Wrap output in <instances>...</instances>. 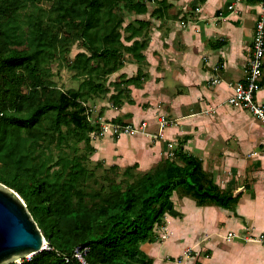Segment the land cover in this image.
<instances>
[{"label":"trees","instance_id":"trees-1","mask_svg":"<svg viewBox=\"0 0 264 264\" xmlns=\"http://www.w3.org/2000/svg\"><path fill=\"white\" fill-rule=\"evenodd\" d=\"M47 1L44 9L34 0H0V183L19 194L47 242L8 264H152L141 245L158 240L173 193L225 209L238 196L220 188L182 142L143 172L90 159L91 135L101 125L89 117V100L109 93L113 107L133 103L129 86L145 78L139 67L133 77L120 75L112 93L104 83L122 67L123 53L146 63L149 21L123 23L145 14L148 0ZM157 3L151 17L170 7ZM75 43L82 51L70 60ZM54 60L80 79L76 88L63 90L51 79ZM109 122L125 124L119 117ZM75 248H88L84 263L73 257Z\"/></svg>","mask_w":264,"mask_h":264},{"label":"crops","instance_id":"crops-1","mask_svg":"<svg viewBox=\"0 0 264 264\" xmlns=\"http://www.w3.org/2000/svg\"><path fill=\"white\" fill-rule=\"evenodd\" d=\"M148 1L152 5L147 18L141 19L149 21L148 42L142 50L146 63L139 66L125 53L122 67L113 75L133 77L140 67L145 79L139 87L129 86L133 103L113 107L109 93L88 102L100 125L119 117L122 123L138 126L145 121L146 126L134 135H114L110 130L91 135L95 150L90 159L120 168L136 165L143 172L171 157L169 153L182 142L183 150L201 160L220 188L238 196L237 204L228 209L199 206L192 198L173 193L172 211L159 227L164 237L143 243L141 249L152 257V264H264V244L258 240L264 234L260 149L264 126L227 103L230 86L245 74L260 2L167 0L170 7L157 18L150 13L159 0ZM173 13L177 20L169 15ZM214 78L218 82L212 85ZM257 99L264 103V85ZM202 109L213 110L204 114ZM160 116L170 123L159 136ZM176 228L174 254L170 241Z\"/></svg>","mask_w":264,"mask_h":264},{"label":"built area","instance_id":"built-area-1","mask_svg":"<svg viewBox=\"0 0 264 264\" xmlns=\"http://www.w3.org/2000/svg\"><path fill=\"white\" fill-rule=\"evenodd\" d=\"M232 9V6L228 7ZM264 65V0L260 2V9L256 19L255 30L250 47V55L247 61L245 74L243 78L230 86L231 92L227 97V103L235 108H239L247 111L253 117H255L264 126V103H261L257 99V92L260 89V81L263 75ZM218 80L216 78L211 80V84H216ZM213 109H202V113L212 112ZM170 123L165 116L158 118V135L162 134V130ZM146 126L145 121H142L138 126H132L129 124H119L105 122L101 125L100 135L110 129L114 135L122 133L134 135L136 133L143 132ZM171 147V143L168 144ZM261 151L264 153V140L261 143ZM171 155V153L169 154ZM164 237V235H162ZM258 240L264 244V234H260ZM88 248H75L73 251V257L77 258L80 262L84 263V256ZM187 254L190 251H186ZM68 258H66V261Z\"/></svg>","mask_w":264,"mask_h":264},{"label":"water","instance_id":"water-1","mask_svg":"<svg viewBox=\"0 0 264 264\" xmlns=\"http://www.w3.org/2000/svg\"><path fill=\"white\" fill-rule=\"evenodd\" d=\"M46 248L47 242L22 198L0 183V264L18 262Z\"/></svg>","mask_w":264,"mask_h":264},{"label":"rangeland","instance_id":"rangeland-1","mask_svg":"<svg viewBox=\"0 0 264 264\" xmlns=\"http://www.w3.org/2000/svg\"><path fill=\"white\" fill-rule=\"evenodd\" d=\"M34 3L36 6H40L44 9L48 8L50 6V2L47 1V0H34ZM29 4V2H28ZM152 5L151 2H147V6H148V9H150V6ZM26 10L22 11V13H25ZM173 19H176L177 20V13H173V14H169ZM145 19L147 18V15L146 14H139V15H127L125 17V21L123 23V26L128 23V22H133L135 24V20L136 19ZM122 26V27H123ZM123 31V30H122ZM125 35L124 32H122V36ZM126 44V42H124ZM81 46L78 44V43H75L74 45L71 46L70 48V52H69V59H73L74 58V55L80 51H82V48H80ZM127 54V53H126ZM123 59H126V55L125 53H123ZM131 59V58H130ZM133 60V59H132ZM135 62V61H134ZM59 62L57 60H54V61H51L50 62V69H51V72H52V80L55 82V84L65 90V89H70V88H76L78 86V83H79V80L80 79H77V78H74L75 76H73V72L69 71L67 69L66 66H62L60 64H58ZM124 63V62H123ZM136 63V62H135ZM116 72V71H115ZM111 73L110 75H107L104 79V83L106 86H108L111 91H112V87L111 85L113 84L114 81L118 80L119 77H116V78H113V75L114 73ZM145 79V78H144ZM143 79V80H144ZM142 80V81H143ZM141 81V82H142ZM104 96H106V94H104ZM90 108V107H89ZM93 108H91L90 110V114H89V117L92 121H94V118L95 116L93 115ZM110 130V129H108ZM107 130V131H108ZM171 148V147H170ZM172 153V152H170ZM169 153V154H170ZM170 156V155H169ZM172 156V155H171ZM102 172H100L99 174H101ZM176 195V194H175ZM175 205L177 206V195L175 196ZM163 227V226H162ZM158 230V231H157ZM156 230V236H154V238L156 239H159V235H163L162 232L164 231H160L161 233L159 234V228H157ZM173 239L170 241V244L171 246H173L175 248L174 250V254H177V228L173 234ZM163 238V237H162ZM177 264V262L175 263Z\"/></svg>","mask_w":264,"mask_h":264}]
</instances>
